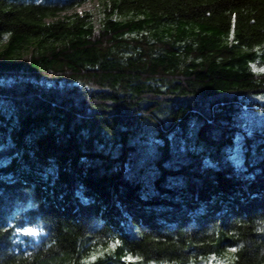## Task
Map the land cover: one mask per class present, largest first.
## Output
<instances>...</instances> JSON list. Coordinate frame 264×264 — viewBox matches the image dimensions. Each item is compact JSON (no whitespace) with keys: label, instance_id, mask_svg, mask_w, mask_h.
I'll use <instances>...</instances> for the list:
<instances>
[{"label":"trees","instance_id":"obj_1","mask_svg":"<svg viewBox=\"0 0 264 264\" xmlns=\"http://www.w3.org/2000/svg\"><path fill=\"white\" fill-rule=\"evenodd\" d=\"M87 1L0 0V264H264V0Z\"/></svg>","mask_w":264,"mask_h":264},{"label":"rangeland","instance_id":"obj_2","mask_svg":"<svg viewBox=\"0 0 264 264\" xmlns=\"http://www.w3.org/2000/svg\"><path fill=\"white\" fill-rule=\"evenodd\" d=\"M99 5V0H88L87 2H85L84 4H82L80 7H78L76 10L79 13H85V11L90 10V11H94L97 9ZM73 11H69L68 13H71ZM233 257L227 259L223 264H227V263H232L233 262ZM220 263V261H216L214 262L212 260V257L209 258V260H202L199 264H218Z\"/></svg>","mask_w":264,"mask_h":264},{"label":"snow or ice","instance_id":"obj_3","mask_svg":"<svg viewBox=\"0 0 264 264\" xmlns=\"http://www.w3.org/2000/svg\"><path fill=\"white\" fill-rule=\"evenodd\" d=\"M28 232H29L30 234H34L32 229H28ZM118 244H119V241H116L114 244L110 245V248H115ZM238 250H239L238 248H235V247H234V248L229 249V252H230V253H236ZM105 251H107V250H105ZM103 254H104L103 252H100V251L98 250L97 252H95V253H93V254L91 255V257L89 258V260L84 261L83 264H91V262H93V261H95V260L97 259V256H98V255L102 256ZM233 259H234V258H233Z\"/></svg>","mask_w":264,"mask_h":264}]
</instances>
